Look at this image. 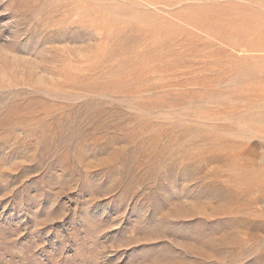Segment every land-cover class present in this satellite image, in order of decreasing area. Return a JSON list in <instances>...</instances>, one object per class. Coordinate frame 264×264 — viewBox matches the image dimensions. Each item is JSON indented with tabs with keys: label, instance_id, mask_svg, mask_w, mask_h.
Listing matches in <instances>:
<instances>
[{
	"label": "rangeland",
	"instance_id": "1",
	"mask_svg": "<svg viewBox=\"0 0 264 264\" xmlns=\"http://www.w3.org/2000/svg\"><path fill=\"white\" fill-rule=\"evenodd\" d=\"M0 264H264V0H0Z\"/></svg>",
	"mask_w": 264,
	"mask_h": 264
}]
</instances>
